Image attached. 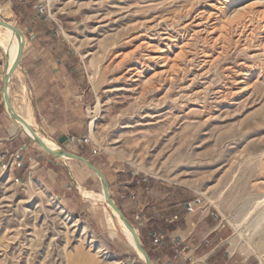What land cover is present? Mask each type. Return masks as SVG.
Masks as SVG:
<instances>
[{"label":"rangeland","instance_id":"rangeland-1","mask_svg":"<svg viewBox=\"0 0 264 264\" xmlns=\"http://www.w3.org/2000/svg\"><path fill=\"white\" fill-rule=\"evenodd\" d=\"M13 4L2 20L24 36L34 0ZM60 14L73 21L67 38L98 94L85 139L99 164L199 195L230 222L243 201L264 197V0H65ZM2 63L6 73L4 53ZM1 93L0 119L14 128ZM12 96L23 103L14 83ZM90 178L82 185L70 173L72 204L0 164V264H144ZM81 189L102 200L92 205ZM253 235L232 249L263 264L264 232Z\"/></svg>","mask_w":264,"mask_h":264},{"label":"crops","instance_id":"crops-1","mask_svg":"<svg viewBox=\"0 0 264 264\" xmlns=\"http://www.w3.org/2000/svg\"><path fill=\"white\" fill-rule=\"evenodd\" d=\"M13 1L22 5L28 3V0H0V5L9 3L13 7ZM22 5L18 12L24 10ZM19 15L22 16V12ZM60 15L52 21L36 17L35 13L20 18L26 39L21 68L30 87L34 116L44 133L54 142L66 136L68 140L63 148L56 142L58 147L88 160L106 178L118 209L139 230L141 246L143 244L151 264H252L251 258H245L237 248L232 249L227 224L213 207L202 200L194 212L188 211L186 204L199 195H188L173 185L151 181L125 166L109 168L107 163L99 164L96 148L88 142L81 143L88 132L85 109L98 99V94L67 38L66 30L73 21ZM1 18L0 22H4ZM14 33L21 35L15 26ZM2 61L0 49V84L3 85ZM4 120L0 119V164L9 165L11 175L20 182L22 178L36 180L62 199L78 204L77 195L66 192L70 173L82 185L92 181V176L103 195L100 179L88 165L71 161L70 172L64 159L37 150ZM24 133L33 141L31 135ZM17 153L22 157V167L15 164L13 156ZM86 191L81 189L84 199ZM155 235L163 238L162 243H155Z\"/></svg>","mask_w":264,"mask_h":264},{"label":"bare ground","instance_id":"bare-ground-1","mask_svg":"<svg viewBox=\"0 0 264 264\" xmlns=\"http://www.w3.org/2000/svg\"><path fill=\"white\" fill-rule=\"evenodd\" d=\"M4 14L12 15L11 5L9 3L4 4L3 6H0V16ZM25 44H26V39L23 36L14 34V24H12L11 22H8L7 24L0 23V47L5 55L6 73L4 77L6 79V85H7V90L4 95V99H5L4 101H6L5 109L8 115L13 120L14 127L17 131L27 132L29 135H31V137L33 138L38 148H41L43 151L48 152V153L56 152L64 160H66L69 158V156L66 155L60 147H58L56 142L46 137L40 131V126L39 124H37L35 120V116L33 115L34 109H32L31 103H29V101L25 99V97H27L26 96L27 84H25L26 76L23 71V68H21V59L23 55L26 53ZM13 83L17 85L19 97L21 98L23 102L22 104H18L15 101V98L12 96ZM95 114H98V113H95ZM95 121L96 120H92L90 123V130H91L92 136H94L93 135L95 131L94 128L96 125ZM84 193L86 194V201L90 202L92 205H94L96 201L102 200L101 195L96 194L94 192L86 191ZM104 198L106 201L108 200L109 208L112 206V210L117 218L116 225L118 226L117 227L118 231L120 233H124L127 236V240L130 242V244L137 251L140 252L142 257H145L142 251L141 243L138 239L139 230L132 227L128 223H126V221L124 220L122 215L119 213V211L115 208V206H113V203L111 202V200L107 196ZM234 215L235 216H234L233 222H230L225 216V220L232 225L235 231V236L232 238L231 244H232V241L235 240V237L243 239V240L245 239L247 240L253 234L258 233L260 231H262V234H263L264 232V197L258 200H254V201L250 199L243 201L242 204L240 205V208L235 210ZM145 260L147 261L146 257H145ZM262 261L264 264V256L262 257Z\"/></svg>","mask_w":264,"mask_h":264},{"label":"built area","instance_id":"built-area-1","mask_svg":"<svg viewBox=\"0 0 264 264\" xmlns=\"http://www.w3.org/2000/svg\"><path fill=\"white\" fill-rule=\"evenodd\" d=\"M65 0H34L35 4V13L36 17L43 18L45 21H52L57 16V10L63 6ZM71 141H74V138H71ZM88 139L83 140L81 143H87ZM15 164L17 167H22L20 163L22 157L19 153L13 156ZM2 164V163H1ZM4 169L8 168V165H4ZM69 190H72V187H68ZM203 198L200 196L198 199L189 202L186 204V208L189 212H194L197 209V206L200 205ZM163 238L160 235H155V243H162Z\"/></svg>","mask_w":264,"mask_h":264},{"label":"water","instance_id":"water-1","mask_svg":"<svg viewBox=\"0 0 264 264\" xmlns=\"http://www.w3.org/2000/svg\"><path fill=\"white\" fill-rule=\"evenodd\" d=\"M0 23H6V22L4 21V22H0ZM21 36H23V35L21 34ZM6 90H7L6 79H5V77H3V90H2V93H1V99H2V101L5 100L4 99V95L6 93ZM5 102L6 101H4V104H5ZM67 140H68V138L66 136H64V137L60 138L57 143H58V145L60 147H62L67 142ZM64 153L69 156V158L66 159V160H64V161H67V162H71V161H80V162H83L86 165H88L95 172V174L97 175V177L100 179V182H101V185H102V193L105 194L111 200V202L114 204L115 208L122 215V217L124 218V220L126 221V223H128L129 225H131L128 222V220L126 219V217L124 216L122 210L118 209L117 205L115 204V202L113 200V197L110 194V190H109V187H108L107 180H106V178L103 177V175L101 174V172L91 162H89L88 160H85L84 158H81V157H79V156H77V155H75L73 153H69L65 149H64ZM50 154H52L54 156L56 155V156H58L59 158H61L63 160V158L59 154H57L56 152L55 153H52L51 152ZM131 226L133 227V225H131ZM138 239L140 241L139 236H138ZM141 243H142V241H141ZM142 251H143L144 255L147 257L148 261H144L141 257H140V259L144 262V264H151L150 257H148V254L146 253V251H145V249L143 247V244H142ZM133 253L137 257H139L135 251H133Z\"/></svg>","mask_w":264,"mask_h":264}]
</instances>
